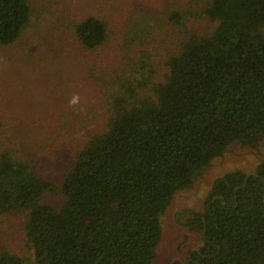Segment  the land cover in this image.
<instances>
[{"label":"trees","instance_id":"obj_1","mask_svg":"<svg viewBox=\"0 0 264 264\" xmlns=\"http://www.w3.org/2000/svg\"><path fill=\"white\" fill-rule=\"evenodd\" d=\"M47 26L99 109L0 113V214L22 216L31 264H151L173 196L231 143L264 140V0H0V50ZM81 122L80 150L51 179ZM185 212L201 244L173 264H264V160Z\"/></svg>","mask_w":264,"mask_h":264},{"label":"rangeland","instance_id":"obj_2","mask_svg":"<svg viewBox=\"0 0 264 264\" xmlns=\"http://www.w3.org/2000/svg\"><path fill=\"white\" fill-rule=\"evenodd\" d=\"M46 35L28 39L11 49L0 50V113L27 116L37 111L53 107V112L71 114V118L90 115L99 109V102L92 90L91 97L79 84L85 74L81 71V62L73 63L75 50L67 43L48 41L47 37L58 36L55 29L47 26ZM70 44V42H69ZM70 58V59H69ZM64 62L58 64V61ZM77 78L76 86H69L70 76ZM88 78V77H87ZM86 78V79H87ZM75 100V103L72 101ZM45 113L47 111H44ZM70 129L76 141L62 155L51 157L48 162L53 167L51 179L57 180L61 173L72 163L74 156L82 146L83 131L90 124L76 123ZM264 160V140L256 147L231 143L221 156L214 158L209 165L200 169L194 176L192 185L177 192L170 205L160 218L161 239L156 249V257L151 264H168L175 259H184L190 250L200 246L199 234L188 230L183 222L191 218L187 210L201 212L213 184L224 175L240 171L253 173L257 165ZM43 202L59 208L58 195L47 194ZM8 252L32 263V251L27 247L23 234V219L17 215L0 214V253Z\"/></svg>","mask_w":264,"mask_h":264},{"label":"water","instance_id":"obj_3","mask_svg":"<svg viewBox=\"0 0 264 264\" xmlns=\"http://www.w3.org/2000/svg\"><path fill=\"white\" fill-rule=\"evenodd\" d=\"M253 173H250V174H247V176H250V175H252ZM204 228H205V223H204ZM204 230V229H203ZM175 260H178V259H175ZM175 260H173L172 262H171V264H173V262L175 261Z\"/></svg>","mask_w":264,"mask_h":264},{"label":"clouds","instance_id":"obj_4","mask_svg":"<svg viewBox=\"0 0 264 264\" xmlns=\"http://www.w3.org/2000/svg\"><path fill=\"white\" fill-rule=\"evenodd\" d=\"M72 102L75 103V100H73Z\"/></svg>","mask_w":264,"mask_h":264}]
</instances>
